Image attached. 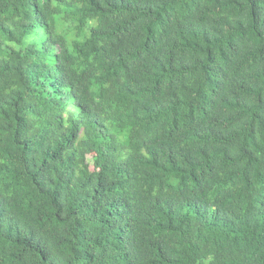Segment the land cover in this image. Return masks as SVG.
I'll list each match as a JSON object with an SVG mask.
<instances>
[{
	"label": "trees",
	"instance_id": "obj_1",
	"mask_svg": "<svg viewBox=\"0 0 264 264\" xmlns=\"http://www.w3.org/2000/svg\"><path fill=\"white\" fill-rule=\"evenodd\" d=\"M0 264H264V0H0Z\"/></svg>",
	"mask_w": 264,
	"mask_h": 264
}]
</instances>
